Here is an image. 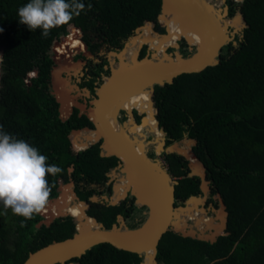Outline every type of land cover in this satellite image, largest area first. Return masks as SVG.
<instances>
[{
  "label": "trees",
  "instance_id": "1",
  "mask_svg": "<svg viewBox=\"0 0 264 264\" xmlns=\"http://www.w3.org/2000/svg\"><path fill=\"white\" fill-rule=\"evenodd\" d=\"M28 2L0 0L2 130L28 142L48 158L49 164L63 169L55 177L48 176L52 189L49 200L58 197L59 181L63 185L72 183L78 198L88 203L85 213L104 229L109 230L112 224L137 229L146 218V207L138 206L130 194L116 207L104 200L113 193L108 174L118 166L116 159L101 157L98 143L79 152L72 150L69 134L92 125L77 109L65 120L60 117L50 83L53 41L54 46H64L65 36L72 35L75 44L86 45L96 55L119 52L141 26L162 34L172 24L181 39L186 37L191 45H198L200 38L160 12L161 0H81L85 9L80 16L51 29L43 38L40 29L30 31L19 23L17 11ZM226 5L228 17L239 13L245 26L233 38L234 43L222 47L218 64L199 73L179 75L171 84L154 85L156 108L148 92L151 109L139 114L142 120L158 121L165 147L187 139L196 142L189 153H180L188 160L196 155L204 166L208 199L214 206V196L222 199L229 234L209 243L169 229L158 242L157 264H264V0H227ZM240 21L236 17L232 22ZM179 44L182 57L192 54L184 41ZM100 58L91 81L83 84L91 93L97 71L107 63L103 55ZM161 157L168 176L177 180L174 206H184L192 196L202 197L201 179L188 176L187 159L164 151ZM4 211L0 204V264H22L37 249L70 238L79 221L75 216L73 220L61 215L44 224L40 214L25 219L11 209L6 214ZM80 211L84 213L83 204ZM82 228L81 223L79 230ZM69 263L144 264L143 256L107 243L87 249Z\"/></svg>",
  "mask_w": 264,
  "mask_h": 264
},
{
  "label": "water",
  "instance_id": "2",
  "mask_svg": "<svg viewBox=\"0 0 264 264\" xmlns=\"http://www.w3.org/2000/svg\"><path fill=\"white\" fill-rule=\"evenodd\" d=\"M165 8H167L175 18L183 21L188 28L196 31L200 37L198 45H191L187 38L183 37L182 39H179L175 45L170 47L173 49L172 52H164L163 59H157V61L153 60V52L150 55L146 54L144 58H140L139 54L136 53L132 58V64L123 67L116 65V68L110 67L109 75L106 74L107 78H103L100 86L95 88V97L89 102V106H87L86 100H84L82 110H80L79 107H76L79 109L81 114H83L91 122L93 126V130L84 128L85 131L95 134V138L90 144L101 141L100 156L115 158L118 163L119 172L122 174L121 179H125L128 173H130L144 191L143 195H139V193H137L139 190L137 189L135 192L134 187L132 186L129 187V189L116 203H112V201H110L108 198H104V200L109 201L110 205L116 207L119 205V202L122 199L128 196V194L132 195L135 199V203L138 206H144L147 209L146 218L142 223V225H144L146 221H149L147 231L137 238H127L121 237L118 234L126 230L135 231L136 229L131 230L123 227L120 224H112L109 230L104 229L102 225L98 224L94 218L89 217L85 213L86 209L88 208V203L81 201L74 193L72 188V192L76 197V201L84 205V213L87 215V217L93 219L95 227L80 231L79 223H77L75 226L76 231L70 238L64 239L62 241H54L51 244L37 249L36 251L28 254L27 258L22 264H72L69 263L71 259L80 257V255L84 254L87 249L102 243H107L119 250L143 256L144 264H148L146 257L149 253H151V255H148L150 256L148 258L151 260L150 264H157L156 250L158 242L162 235L169 229L175 233H179L183 237H191L209 243L215 242L219 236H226L229 234L226 232L227 211L219 195H216V199L220 207L215 209L211 208V212L214 214V217L210 218V220L213 221V223L211 224L208 221L202 226L208 231V233L204 234L202 230L194 229L190 230L188 233L181 234V227L174 224V219H176L178 216L177 211L186 209V206H174V185L177 184V180H172L168 176L166 169L163 167V163L159 164L156 160H152L146 156V150L144 148L145 144L143 143V140L138 141L136 137L131 140L123 133H119L125 137V140L130 142V144L139 143L143 147L144 150L140 157L132 151L131 147L125 141H123V139H121V136L118 133H113L107 127L102 118L107 102H109L112 93L125 82H128L137 88L148 90L150 92L152 105L155 107V103L152 99L154 94V85L162 86L165 83L171 84L173 79L179 75L199 73L209 66L217 65L219 62L218 57L222 47L228 42H233L234 34L241 31L238 30L233 33L228 32V27L231 26V22L234 21L236 17H239L242 21V16L239 13L236 14L232 20L225 22L227 11L225 10L224 12H220L218 9L209 6V4L204 0H161L160 12ZM219 19H222L221 25L217 24V22L221 21ZM244 26L245 25L242 23L243 28ZM141 28L142 26L136 28L134 35L130 39L138 35ZM180 41H184V43L188 46L189 51L194 49L190 56L184 58L178 52V49L180 48ZM127 45L128 42L124 44V47L119 52H108L107 54H120L124 51V48ZM194 54L199 56L197 61L193 64L185 65L183 62ZM85 55L91 56L89 52H87V54L85 53ZM76 64L80 67L83 62L79 60L76 62ZM109 64L111 63L109 62ZM106 70L107 67L105 66L102 72H106ZM70 71H72L70 68H64L62 65H59L56 62H54V65L50 71L52 93L59 104L60 113L61 102L55 93L60 82L56 80V75L60 72V79L67 82L66 78L62 77V74H66ZM75 89L78 90L79 88L75 86ZM83 91L87 95L89 94V91L86 88L83 89ZM71 111L72 109L70 110V113ZM126 113L128 116H132V111H126ZM67 117L61 116L63 120H65ZM157 129L163 135L162 129L159 128L158 121ZM139 136L143 137L144 135L143 133H140ZM187 142L188 144H196L193 139H187ZM175 145H178V143H173L172 145L165 147L164 141L162 139L158 149L160 152L164 151L166 153H176L187 159L184 154L177 152V150L168 151V148ZM87 147L88 146L85 148ZM195 159L197 160L202 172L201 174H197L189 167L188 176L196 175L200 177V189L202 194H205L206 191H209V187L202 184V182L208 184V181L204 180L205 169L202 163L197 159L196 155ZM70 184L73 187V184ZM114 185L115 184H113V191ZM190 198L199 200L202 199V197L199 196H192ZM190 198H188L186 201H188ZM54 200L55 199L49 200V202ZM91 200L95 201L96 197L91 198ZM201 210L206 213L204 208ZM61 215L68 214L61 213L54 217H49L46 221H42V223L48 224L55 217ZM117 220L121 224L123 223L120 215L117 216ZM194 224L200 225L201 222L197 219L194 221ZM142 225L140 227H142ZM182 226L186 227L187 224L182 223Z\"/></svg>",
  "mask_w": 264,
  "mask_h": 264
},
{
  "label": "clouds",
  "instance_id": "3",
  "mask_svg": "<svg viewBox=\"0 0 264 264\" xmlns=\"http://www.w3.org/2000/svg\"><path fill=\"white\" fill-rule=\"evenodd\" d=\"M84 9L81 0H29L18 9L17 16L20 24L30 31L40 29L41 36L47 38L51 29L67 25ZM2 129L0 125V204L5 210L3 214L11 209L15 215L31 219L49 202L52 189L48 176L55 177L63 169L49 164L48 158L37 148Z\"/></svg>",
  "mask_w": 264,
  "mask_h": 264
},
{
  "label": "bare ground",
  "instance_id": "4",
  "mask_svg": "<svg viewBox=\"0 0 264 264\" xmlns=\"http://www.w3.org/2000/svg\"><path fill=\"white\" fill-rule=\"evenodd\" d=\"M194 1H201V0H194ZM162 13L164 15L169 14L171 17L175 18L174 15H172V13L167 8H165L162 11ZM175 19L181 25V28L189 30L190 32H192L193 34H195V35H197L199 37V35L196 33V31L192 30L191 28H188L183 21H181L180 19H177V18H175ZM219 20H221V21L217 22V24L221 25L222 19H219ZM234 24L235 25H240L239 23L231 22V25H234ZM167 27H172V26L168 25ZM69 36H72V35L65 36V43H66V40H67V38ZM146 37H148L150 39L151 46H153L155 48V53H153V55H152L153 58H155V59H153L154 61H157V59H163V57H164L163 53L166 52V50L169 47H171V46H173V45H175L177 43V40H176L177 34H176V31L174 30L173 27L169 28V29H166V32L164 34H160V33L156 32V31H154L149 26H142V28L139 30L138 35H136L134 38H132L130 40L131 41V46H129L125 50V56H122V53L124 51L122 53H120V54H110V55L119 58V61H120V65L119 66L120 67L132 64L133 63V60H132L133 56L136 53H138V49L143 45L144 39ZM178 37L180 38L179 34H178ZM57 46L62 47L61 45H55L54 49H53L54 51H55V48ZM77 52H79L77 47L72 45L71 43H68L67 47L64 50H61V52L59 53L60 56L62 57V60L56 59L55 62L58 63L59 65H62V67H64V68L68 67L72 71L77 72V69L79 68V66H77V64H71V62H70L71 61V56L74 55ZM160 53L162 55L159 56ZM198 57L199 56L197 54H194L189 59L184 61L183 63L185 65L193 64L194 62L197 61ZM126 59H128L127 63L125 62ZM59 75H60V72L56 75V80H58V81H59ZM67 85L60 86V84H59L57 89H56V92H55L57 97H58V99L61 102L62 117H67L69 112H70L68 104H67V100H68L67 99L68 98L67 97V95H68L67 93H68V91L66 89H69V91L71 92V88L72 87L68 88ZM145 91L146 90L143 89V88H137V87L131 85L130 83L125 82L122 85H120L112 93V95H111V97L109 99V102H107V105H106V108H105V111L103 113V117L102 118H103L104 123L107 125V127L113 133H118L119 134L121 132L119 127H118V125H117V122H116V119H117V116H118V109H119V106H120V104H119L120 98L123 96V97H126L128 99H131L136 104L137 107H141L142 103H146V100L143 97V93ZM73 99L74 98L72 97V100ZM155 123H156V126H157V122H155ZM130 124L133 126V128L137 129L138 134L140 135V131H141L142 125H134L132 119L129 118L128 122L125 123L124 128H128V125H130ZM146 124L149 127L150 131L152 133H155V135L157 136L156 139H159L161 133L158 131L157 128L153 127L154 126V121L153 120L146 121ZM122 133H123V131H122ZM120 136H121V139H123V141H125L131 147L132 151L136 155L141 157V155L143 153V150H144L143 147L139 143L130 144V142H127L125 140L126 139L125 137H123L122 135H120ZM75 138L79 139L78 137H75ZM94 138H95V134L92 133V132H88V135L83 137V139H85L87 141V142L84 143L83 147L85 148L86 144L91 142V141H93ZM177 146L178 145H175V146H172V147L168 148V151H170V150H178V149L175 148ZM178 151H181V150H178ZM189 167H190V169L193 172H195L197 174H201V172H202V170H201L197 160L195 159V157L192 158V163H190ZM119 184L123 188L122 192H121L120 195H113L112 203H116L124 195V193L129 189V187H132V186L134 187V191L135 192H136L137 189L139 190V192H137V193H139V195H143L144 194V191H143L142 187H140L139 183H137L135 181V179L131 176L130 173H128V175H127V177L125 179H120V183ZM68 187L71 189V192H72V185H69ZM61 196L63 197L62 193L54 201L48 202V204L46 205L45 209L40 214L42 216L47 217V218L54 217V216L59 215L61 213H65V214L71 215L72 212L75 209L73 207L70 208V205H69L71 196H69L68 198H65L64 200L62 199ZM73 197L76 199L74 194H73ZM190 199L187 202L188 207L186 209H184V211L186 212V215H187L188 219L195 220L193 218H194V216H197L198 213H195V212L191 213L190 212V208L191 207L194 208V206H193L194 203H192L193 200H190ZM79 214H82V213L79 212ZM196 219H198L201 222V224L199 226H197L198 230H202L203 229V227H202L203 224H205L208 221L211 224L213 223V221H211L209 218H205L204 216H199ZM181 221L183 222V219ZM80 225L81 224L79 223V226ZM148 226H149V221H146V223H144V225H142V227H140L139 229H136L135 231H127L126 230V231H123L122 233H119L118 235H120L121 237H127V238H137V237L143 235L147 231ZM94 227H95V223H94L93 219L88 218L87 225L84 226V228H82L80 231H84L87 228H94ZM180 227L182 228V224H181ZM148 255H151V253H149ZM146 261H147V263H149L151 260H150V258L146 257Z\"/></svg>",
  "mask_w": 264,
  "mask_h": 264
},
{
  "label": "flooded vegetation",
  "instance_id": "5",
  "mask_svg": "<svg viewBox=\"0 0 264 264\" xmlns=\"http://www.w3.org/2000/svg\"><path fill=\"white\" fill-rule=\"evenodd\" d=\"M210 1H213V0H210ZM205 2H206V0H205ZM226 2H227V0H224V2L221 4V6H223V8H225L226 9V11H227V17L226 18H228V15H229V9H228V7H227V5H226ZM206 3H208V2H206ZM225 18V19H226ZM169 26H172L173 28H174V30L176 31V34H177V32H178V30L176 29V27L174 26V25H172V24H168ZM167 25V26H168ZM166 26V27H167ZM165 27V30H164V33L166 32V28ZM81 31V30H80ZM164 33H162V34H164ZM230 33H232V32H230ZM167 34V33H166ZM178 34H179V32H178ZM236 34H238V32L237 33H235L234 34V37H235V35ZM233 37V38H234ZM179 39H181V37L179 38ZM179 39H177V37H176V40H177V42H178V40ZM81 40H82V31H81ZM83 41V40H82ZM68 43H71L72 45H74V46H76L77 47V49L79 50V52H77V54L78 55H72L71 56V64H76V62L77 61H82L83 62V64H81V70L79 71V74H78V76L75 78V83H76V86L80 89V88H83L84 86H83V84L84 83H86V82H89V81H91V79H92V76L94 75V73H95V66H96V64H99V63H101V58H100V53L101 52H99L98 54H92L89 50H88V48H87V46L85 45H78V44H75V42L73 41V37L72 36H69L68 38H67V40H66V43H65V45L64 46H62V47H59V48H57L55 51L53 50L54 49V46L52 47V49H51V52H52V60H53V64H54V62H55V60L56 59H59V60H62V57L60 56V52H61V50H64L66 47H67V45H68ZM84 43V42H83ZM85 44V43H84ZM143 45H147V48H148V50H151V51H153V53H155V48L153 47V46H151V44H150V39L148 38V37H146L145 39H144V42H143ZM142 45V46H143ZM141 46V47H142ZM140 47V48H141ZM179 50V49H178ZM194 50V49H193ZM173 51V49L172 48H169V51L167 52V53H170V52H172ZM87 52H89L90 54H91V56H87V55H85V53L87 54ZM103 53V52H102ZM108 53V52H107ZM161 55V53L159 54V56ZM109 56V58H110V54L108 55ZM103 57H105V59H106V64L105 65H103L98 71H97V77H96V81L97 82H93V84H94V87H93V92L91 93L90 92V90L89 89H87L86 87V89L89 91V94H88V96H89V99H86V104H87V106H89V102L91 101V100H93V98L95 97V88H97L98 86H100V84L102 83V80H103V78L105 79L107 76H106V74L107 75H109V73H110V64H109V61H111V60H114L112 63L114 64V65H120V61H119V59L117 58V57H111L110 58V60H108L107 58H106V56L105 55H103ZM127 60L128 59H126V63H127ZM107 67V70H106V72H102V70H103V68L104 67ZM59 84H60V86H65V85H67V87L68 88H71L72 86L71 85H69V83L68 82H66V81H62L61 79H60V77H59ZM67 91H68V95H67V104H68V107H69V110H71L72 109V111H71V113L68 115V117L72 114V112H73V110L74 109H77L78 110V113H79V115H83V114H81V112L79 111V109L78 108H76V107H79L80 108V110H82L83 109V105L82 104H80V103H78L77 102V96L75 95V94H72L70 91H69V89H66ZM71 91H72V88H71ZM148 90H146L144 93H143V97H144V99L146 100V103H142V106L141 107H137L136 106V104L131 100V99H128V98H126V97H121L120 98V100H119V104H120V106H119V109H118V116H117V119H116V122H117V125H118V127H119V129H120V131L122 132L123 130L125 131L124 132V134L126 135V136H128V134H130V132L128 131L131 127L133 128V126L130 124V125H128V128H124V125H125V123H127L128 122V119L129 118H131L132 119V121H133V123H134V125H142V128H141V131H140V133H143L142 132V129L143 128H148L149 129V127L147 126V124H146V121H149V119H143L142 120V116L139 114V112L140 111H148V110H150L151 109V107H150V102H149V99H148V97H147V94H148ZM72 97L74 98L73 100H72ZM125 101H129V102H125ZM147 105V106H146ZM130 108H132V109H130ZM130 109V110H129ZM126 111H132V116H128L127 115V113H126ZM62 116V113H60V117ZM67 117V118H68ZM154 121V126L153 127H155V128H157V126H156V123L155 122H157V121H155V120H153ZM92 125V124H91ZM145 126V127H144ZM89 130H93V126H92V128H88ZM126 129V130H125ZM82 130H84V129H82ZM150 130V129H149ZM81 131V130H80ZM80 131H78V132H80ZM159 131V130H158ZM74 132V131H73ZM88 132V131H87ZM143 135H144V133H143ZM137 137V140L138 139H140L141 141L143 140V143L145 144V143H147V140L146 139H144V137H145V135L143 136V137H141V136H139V134H138V131H137V135H136ZM161 136V135H160ZM73 138V133L71 132L70 134H69V140H70V138ZM134 137H130V139L132 140ZM163 139V138H162ZM76 140H77V138H76ZM139 141V140H138ZM70 143H71V140H70ZM98 143V145H99V150L101 151V149H100V144H101V141H99V142H97ZM90 145H92V144H90ZM89 145V146H90ZM88 146V147H89ZM71 147H72V150L74 151V152H79V151H81V150H84V149H86V148H84V149H81V150H79V151H76L75 150V148L72 146V143H71ZM145 148V147H144ZM192 149V146L191 145H189L188 146V148H186L185 150H181V151H178L177 150V152H186V153H189L190 152V150ZM100 151H99V155H100ZM145 154L147 155V157L148 158H150V159H154V158H158L159 156H157V157H155V155H154V151L153 150H149V149H146V152H145ZM161 154H162V152L160 153V156H161ZM193 157H195L194 155H191L190 156V159H189V162L190 163H192V158ZM163 161V160H162ZM118 164V163H117ZM189 166H190V164H189ZM116 171H119V169H118V166H116L115 168H114ZM114 169H112V170H114ZM111 170V171H112ZM111 171L109 172V174H108V183L109 184H111L112 185V189H113V184H114V182H113V180H112V178H111V176H110V173H111ZM120 183V180H119V182L118 183H115V185H114V193H112V195H111V197H109L108 199H110V201H112L113 200V195H120L121 194V192H122V186L119 184ZM69 185H71V184H67V185H65V186H63V184L59 181V185H58V188L59 187H61V189H60V191L58 190V192H59V195L62 193L63 194V197H62V199L64 200L65 198H68L69 196H73V193L71 192V189L68 187ZM73 191H74V185H73ZM75 193V192H74ZM58 195V196H59ZM190 200H193V202L192 203H194L193 204V206H194V208L196 207V205H198L199 204V202H200V200L199 199H195V198H191ZM106 202H108L109 203V201H106ZM121 202V201H120ZM120 202H119V204H120ZM82 203H78L77 202V207H76V209H74V211L72 212V214H71V216H75V217H77L78 219H79V221H78V223H82V225L83 226H86L87 225V219L89 218V217H87V216H84V218H81V217H79L77 214H75V213H79V212H81L80 211V205H81ZM110 204V203H109ZM192 205V204H191ZM209 205H213V203L208 199V196L205 198V201H204V204H203V208L206 210V207L207 206H209ZM214 206V205H213ZM70 208H71V206H70ZM211 208V207H210ZM196 210V209H195ZM210 210V209H209ZM82 213V212H81ZM83 215H84V213H82ZM86 215V214H85ZM77 224V223H76ZM147 257H150V256H147Z\"/></svg>",
  "mask_w": 264,
  "mask_h": 264
},
{
  "label": "rangeland",
  "instance_id": "6",
  "mask_svg": "<svg viewBox=\"0 0 264 264\" xmlns=\"http://www.w3.org/2000/svg\"><path fill=\"white\" fill-rule=\"evenodd\" d=\"M205 1V0H204ZM234 2H240L242 0H233ZM206 2H208L209 6H211L212 8H215V9H218L220 12H224L226 9L223 8V6H221V4L224 2V0H213V1H210V0H206ZM234 17H228L225 19V22H227L228 20H232ZM240 25H231L228 27V32H235V31H238V30H242V21H240ZM239 33V32H238ZM131 39H128V45L124 48V52L122 53V56H125V50L131 46ZM54 42L55 40L53 41V45H54ZM170 48V47H169ZM169 48L167 49L166 52L169 51ZM153 51L151 50H148L147 48V45H143L141 48L138 49V54H139V57L140 58H144L147 55H150ZM79 54V53H78ZM77 53L75 55H78ZM100 55H105L106 58L108 60H110L111 57H114V56H108L107 52H101ZM162 55V54H161ZM0 57H1V49H0ZM119 59V58H118ZM155 59V58H154ZM114 60H111L109 61L111 64L110 66L113 67V68H116L112 62ZM81 70V65L80 67L77 69V72H74V71H70V72H67L66 74H62V77L63 78H66L67 82L69 83V85L72 86V91L71 93L72 94H75L77 97V102L80 103V104H84V100L86 99H89V96L83 91V89H85V87L83 88H80V89H75V86H76V83H75V78L78 76L79 74V71ZM124 130H123V134H124ZM129 132L130 134H128V138L130 137H137V129L135 128H130L129 129ZM142 132L144 133L145 137L144 139L147 140V143H145V150L146 149H149V150H153L154 151V155L155 157L159 156L158 158H154L152 160H156L157 163L161 164L163 163L162 161V157L160 156V151L158 149V147L160 146V143L162 142V138H163V135L161 133V136L159 137V139H156V135L155 133H152L148 128H143L142 129ZM74 133L73 134V138L75 137H78L79 139H77V145H76V148L80 149L83 147L84 143L87 142L85 139H83L84 136L88 135V132L85 131V130H81L80 132H72ZM122 133V132H121ZM125 135V134H124ZM140 141V139H138ZM91 142L87 143L86 146H89ZM187 140H182L178 143V146L175 147L176 149L178 150H185L186 148H188L189 145H191L192 147L195 148L196 144L194 143H190V144H187ZM147 156V155H146ZM189 162V161H188ZM110 176L115 183H118L119 180L122 178V174L119 172V171H116L115 169L111 171L110 173ZM173 180V178H172ZM203 185H207V183L205 182H202ZM61 187L58 188V190L60 191ZM114 193V191H113ZM207 193L208 191L205 192V194H202V199L200 200L199 204L196 205L195 208L191 207L190 208V212L193 213H198L197 216H194L193 219L197 220L196 218H198L199 216H204L205 218H212L214 217V214L211 212V208H217V207H220L219 203L217 202V206H213V205H209L206 207V213H204L201 209L203 208V204H204V201H205V198L207 197ZM61 195V194H60ZM59 195V196H60ZM62 197V196H61ZM214 199L217 201L216 199V196H214ZM188 201H186L185 203V206L186 208L188 207V204H187ZM69 205L73 208L76 209L77 207V201L76 199L71 196L70 197V202H69ZM211 207V208H210ZM196 209V210H195ZM210 209V210H209ZM71 214V213H70ZM177 218L174 219V224H176V226H181L182 223H186L187 226L186 227H183L181 228V234H184V233H188L190 232V230H194V229H197V226L199 225H196L194 224V221L195 220H190L188 219L187 215H186V212L184 210L182 211H177ZM41 215V214H40ZM43 217V221H46L48 218L45 217V216H42ZM183 219V222L181 221ZM185 221V222H184ZM196 227V228H195ZM202 231L204 232V234L208 233V231L203 227Z\"/></svg>",
  "mask_w": 264,
  "mask_h": 264
},
{
  "label": "built area",
  "instance_id": "7",
  "mask_svg": "<svg viewBox=\"0 0 264 264\" xmlns=\"http://www.w3.org/2000/svg\"><path fill=\"white\" fill-rule=\"evenodd\" d=\"M28 77H31L30 75H28ZM74 134V133H73ZM70 140H71V143H72V146L75 148V150L76 151H79L80 149H76V147L74 146V138H70ZM63 186H65V185H63Z\"/></svg>",
  "mask_w": 264,
  "mask_h": 264
},
{
  "label": "crops",
  "instance_id": "8",
  "mask_svg": "<svg viewBox=\"0 0 264 264\" xmlns=\"http://www.w3.org/2000/svg\"><path fill=\"white\" fill-rule=\"evenodd\" d=\"M1 61V60H0Z\"/></svg>",
  "mask_w": 264,
  "mask_h": 264
}]
</instances>
